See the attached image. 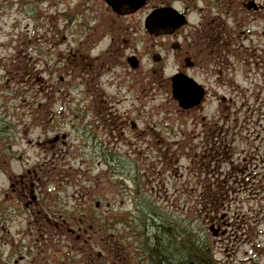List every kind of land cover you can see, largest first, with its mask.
Segmentation results:
<instances>
[{
	"label": "rangeland",
	"instance_id": "1",
	"mask_svg": "<svg viewBox=\"0 0 264 264\" xmlns=\"http://www.w3.org/2000/svg\"><path fill=\"white\" fill-rule=\"evenodd\" d=\"M92 3L99 6L98 10L82 9V13L85 11L86 21L90 14L98 20V34L107 29L109 21L115 27L128 28L129 20L134 27L123 32L125 53L142 55L139 68L130 69L126 82L132 87L128 92L132 112L124 117L111 116L112 123L121 124L140 115L137 125L127 127L129 154L120 141L126 144L123 138L112 139V151L107 154L105 149L101 153L110 163L129 167L121 175L108 172V165L95 153L96 146L89 150L83 147L79 152L78 146L72 144L81 141L80 134H97L85 122L96 121L103 127L110 121L107 110L101 109L105 114L96 117L100 120H94V115L81 119L76 128L78 115L65 107L52 132L46 130L47 122L42 120V105L55 104L51 111L61 110L60 103L65 99L78 98L77 90L65 97L60 81L65 74L62 57L73 50L77 27L62 26L56 9L47 3L43 8L49 25L34 26L35 20L26 16V8L18 11L12 0H0V200L7 189V196H14L10 177L31 171L30 178L44 181L37 182L39 190L51 200L50 211L63 213L62 220L66 222L69 218L75 223L86 207L104 216L109 211L113 214L107 216L112 219L129 216L122 223L114 219V227L106 235L111 250L106 252H100L104 248L100 243L95 248L85 246L84 237L80 244L75 243L76 248H70L67 241L72 242L74 237L70 239L65 232L57 236L50 230L45 235L49 246L41 249L34 264H158V250L167 257L164 264H197L189 255L197 252L193 248L209 251L212 259L205 264H264V68L260 66L256 76L249 77L245 76L247 66L237 65L231 90L224 94V113L218 115L214 103L210 119L196 120L197 112L180 110L170 91L164 92L152 83L157 80L156 68L164 67L168 76L176 70L179 57L171 48L175 40H165L161 48V38L152 37L142 26L145 11L118 17L100 0ZM191 14L192 18H202L198 9ZM232 21L229 18L228 24ZM139 24L142 25L136 28ZM228 30L232 31L231 26ZM247 36L256 44L253 34ZM180 42L184 48L189 45L186 39ZM108 43L107 39L98 40L95 51L106 52ZM148 49L151 54H147ZM154 52H162L165 60L161 65L153 60ZM258 54L264 57V53ZM245 77L252 79L244 86L247 90L241 88ZM214 125L226 129L225 135L221 133L226 141L220 138L226 145L225 154L220 151L223 144L207 131ZM56 136L64 138L54 144ZM217 145L218 155L212 152ZM107 147L111 149V144ZM169 147L177 155L166 153ZM11 213L6 209L0 214L1 244L10 243L17 230L19 237L23 236L21 229L37 233L28 223L29 217H34L31 211L17 217ZM24 220L27 227L19 226ZM211 223H215V231H211ZM17 258L19 264H28L27 259Z\"/></svg>",
	"mask_w": 264,
	"mask_h": 264
},
{
	"label": "flooded vegetation",
	"instance_id": "2",
	"mask_svg": "<svg viewBox=\"0 0 264 264\" xmlns=\"http://www.w3.org/2000/svg\"><path fill=\"white\" fill-rule=\"evenodd\" d=\"M13 4L20 11L26 8V12H33L34 10L42 9L45 3L50 4L51 8H55L57 11V16L60 19L59 23L67 28L77 27L75 39V45L73 50L64 53L63 59V69L67 68V73L69 77L73 76L77 79L76 88L80 93V98L77 99V105L81 108L80 113L84 116H95L103 117L105 111L101 110L104 108L107 110V117L111 116H121L123 117L118 107L125 106L127 100L122 94L123 87L122 83L119 82L115 85V91L113 90L114 84L113 79L117 80L126 75L125 71L128 64L125 62L127 56L125 53V48L123 44H119V39L123 38V32L125 31L124 26L120 25L115 27L112 22L107 23V29L105 32L98 35V20H94V17L90 14V20H82V8L85 11L98 10V5H94L93 0H12ZM150 1V0H149ZM154 6L158 7H175L176 9L182 11L183 13H190L193 11V7H197L193 3V0H152ZM201 1V6L199 10L202 12V18L200 25L203 33L204 46H203V57L201 62H195L193 67V72L198 73L202 71L203 79L207 80V85H213L214 91L225 87L227 83L224 75L233 74L237 70V43H243L248 49L249 55L256 56L258 53H264V0H194V2ZM108 10L107 4L102 1L101 3ZM249 7H252L251 9ZM47 8V9H51ZM227 11V16L224 11ZM237 10V17H232L233 25L237 24V27L242 26H256L262 29L261 35L257 38L258 43L248 46L245 40H248L246 35L239 33L237 36L226 35L225 26L229 21L230 12ZM51 11V10H50ZM33 17V16H32ZM45 18L49 19L46 14ZM104 23V21H101ZM83 23V24H82ZM198 24V26H200ZM132 27V22L128 24ZM82 27L84 30H82ZM104 27V26H101ZM216 27L218 30H215ZM107 39L109 40L106 52L94 53L96 40ZM125 40V39H124ZM253 42L252 40H250ZM129 44V41H128ZM234 48V55L230 52H226V46L231 45ZM197 45L195 39L191 41L189 38V45L187 49L189 52L196 51ZM242 48V47H241ZM257 49V50H256ZM188 54V53H187ZM191 59L193 55L190 56ZM182 69V68H180ZM67 88L72 86V82L68 78L62 77L61 82H65ZM107 90H113L114 93L110 94ZM217 110L216 112L221 113L223 106L220 101L216 102ZM209 108V105L207 109ZM78 113V116H81ZM205 118V116L203 117ZM118 119V117H117ZM114 122V121H113ZM124 122V121H123ZM107 122L104 128H110L112 130H124V123L117 124ZM81 140L78 141V147L81 149L85 147L86 150L93 147V141L91 136L87 133L79 135ZM61 138L56 136L53 140L54 144H58ZM48 144V142H46ZM43 170V169H42ZM32 172L28 171L25 175L21 174L15 178L10 177V190L14 194L13 198L7 196L8 190L5 192L6 198L10 199L9 207L3 206L5 202H0V214H4L6 209L11 210V214L14 217L24 213V215L31 211L32 216H28V223L32 229H36L37 233L33 238V244L38 249L36 255L31 252L32 242L26 240L28 238V233H25L21 229V239L19 241V230H17L11 239L10 243L5 244L8 249L1 255L0 261L3 256L8 258V263L19 264L18 254L19 251H23L28 248V253L26 255L21 254L20 260L27 259L28 264H34L38 257L42 254L41 249L43 247L49 246V241L45 238L48 231V225H54L56 228L64 231L63 222L57 217L56 212L50 211V200L47 195H44L42 191L39 190V181L34 177L30 178ZM38 181V182H37ZM81 199V198H80ZM91 204V199L82 198ZM89 207H86V212L82 213L79 223L76 222V230L73 227L68 229V237L71 239L74 237V243L80 244L84 237V245H97L98 242H102L106 248L110 246L107 236H103L105 233L102 226L97 227L95 215L89 211ZM89 214V216H88ZM12 217V220L17 223V220ZM84 217L85 219L81 220ZM25 220L19 222V226H24ZM26 226V224H25ZM27 227V226H26ZM57 236L60 235V231L55 232ZM33 233H31L32 235ZM106 235V234H105ZM56 236V237H57ZM25 241L26 244L22 242ZM86 241V242H85ZM0 245V249H1ZM104 251L111 249H103ZM1 252V250H0ZM101 254V253H100ZM33 258V259H30Z\"/></svg>",
	"mask_w": 264,
	"mask_h": 264
},
{
	"label": "water",
	"instance_id": "3",
	"mask_svg": "<svg viewBox=\"0 0 264 264\" xmlns=\"http://www.w3.org/2000/svg\"><path fill=\"white\" fill-rule=\"evenodd\" d=\"M108 2L110 4H112L114 6V8L120 12V13H127L130 12L131 10H136L138 8V6H140L142 3H140L137 7H134L133 9H130V3L128 0H108ZM129 6V7H127ZM161 22L162 24H164V20L163 17L160 16L159 13H157V11H154L148 18L146 21V26L147 28L150 30L151 33H155V34H160L161 32H171L173 29L172 28H167L163 31H159V26L158 23ZM183 24L182 23H178L177 26ZM180 80V79H179ZM178 85V86H177ZM175 84V96L180 99V102L183 106L188 107L190 106L189 103L186 101V96H187V91L184 88L185 85L184 83H178Z\"/></svg>",
	"mask_w": 264,
	"mask_h": 264
},
{
	"label": "trees",
	"instance_id": "4",
	"mask_svg": "<svg viewBox=\"0 0 264 264\" xmlns=\"http://www.w3.org/2000/svg\"><path fill=\"white\" fill-rule=\"evenodd\" d=\"M166 227H168V226H166ZM168 228H171V227H168ZM192 250H196L197 251L195 254L189 253V255H191V258H192L193 262H196L197 264H205L206 261L210 262L211 255H210L208 250H205V248H202V250H200L199 248L198 249L197 248H193ZM162 252H161V250H158L156 252V254H155L157 256V258H158L157 259L158 264H164V262L167 261L166 255L164 253H162Z\"/></svg>",
	"mask_w": 264,
	"mask_h": 264
}]
</instances>
